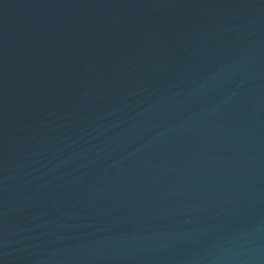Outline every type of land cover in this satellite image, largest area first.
Instances as JSON below:
<instances>
[{"label": "water", "instance_id": "1", "mask_svg": "<svg viewBox=\"0 0 264 264\" xmlns=\"http://www.w3.org/2000/svg\"><path fill=\"white\" fill-rule=\"evenodd\" d=\"M0 264H264V0H0Z\"/></svg>", "mask_w": 264, "mask_h": 264}]
</instances>
